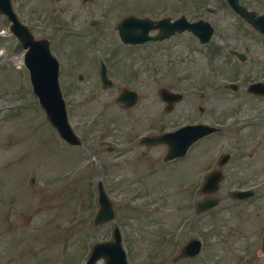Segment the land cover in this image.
I'll return each instance as SVG.
<instances>
[{"label": "rangeland", "instance_id": "374dc122", "mask_svg": "<svg viewBox=\"0 0 264 264\" xmlns=\"http://www.w3.org/2000/svg\"><path fill=\"white\" fill-rule=\"evenodd\" d=\"M24 1L30 5L44 3L47 7L49 3L55 2L58 5L67 4L65 0ZM250 1V5L254 4L252 0ZM99 3H101L102 11L105 10L106 4H111L109 0H100ZM118 3L121 7L133 12L149 6L147 0H129L123 3L119 1ZM174 4L175 2L170 3L169 7ZM208 7L215 8L216 12L209 11ZM224 7L223 0H177V15L183 12L191 18L203 16L211 20L218 32L212 44L214 47L225 46L226 43L231 46H240L241 38L243 40L248 39L252 45L253 53L263 62L264 45L243 32L235 17ZM166 12L170 13L172 10L166 8ZM120 16L117 17L116 13L112 12L107 20L102 22L110 28L102 27V30L106 29V32L110 33ZM0 38L2 39H0V47L5 42H7V46L11 45L10 38L4 36ZM170 41L172 42L167 43L164 49L156 51L153 55H148L147 51H143L145 47L138 50L134 49L133 55L121 48L116 57H111L110 63L114 66L115 72L120 71L117 77L121 79L127 73L128 65L133 63L138 65L143 58L145 59L139 67L148 69V71H141L142 74L134 79L132 85L139 90L141 95H144V101L151 99L152 95L154 96V87L159 84H167L171 88L184 92V100L177 103V107L175 106L172 113L164 114V118L169 120L171 125L176 123L179 125V123L187 120L209 121L211 114H187L185 117L183 116L190 113L192 103H194L195 110L200 104L206 108L208 98L221 92L217 87L214 89L212 87V83L216 82L218 77L226 75L232 78L238 74H245L248 72L249 66H238L225 52H219L218 55L215 54L216 60L214 61V63H218L215 71L218 73V77H214V75L211 76V73L214 74L215 72L208 70L209 59H214L211 44L201 45L193 39L190 33H181L177 35V40L172 39ZM68 42L71 46L73 41L69 39ZM101 45L110 58V54L116 49L113 42ZM85 46L89 49L92 48L89 52L93 53L92 43H85ZM126 52L129 55L124 54ZM8 66L9 68L3 74L0 73V195L2 192L13 190L16 182V173H13L14 167L27 162L29 159L31 163L34 161L36 164L33 166V171L27 174V179L30 175L36 178V183L33 186L35 187L34 192L42 191L51 196L57 207L48 210L44 201H41L39 207H34L28 205L25 200L19 210L20 205L17 203L15 206L17 207L15 214L17 215L12 216V218L19 225L11 228L0 225V264H10L12 256L8 255L7 249L9 239L26 238L21 243L24 251L21 257L22 264H43L44 257H51L46 264H76L80 257L87 252L90 240L94 242L108 238L107 224L100 229L93 224L91 216L93 208L91 196L94 193V183L91 180L94 181L100 177L105 178L111 194L117 200L114 203L117 220L122 224L123 229H126L128 235L126 247L130 264H264V255H261L259 250V233L264 230V180L258 182L257 187L260 189V195L253 203L247 204L249 205L248 208L241 204L235 206L233 201V204L225 207L231 201L226 198L220 207L217 206L215 209L195 217L194 200L192 199L193 195H191L194 186L199 185L201 181V179L196 178L197 175L202 174L204 167L210 164L213 157L219 151L221 152L226 144L232 145L230 147L236 145L242 147L239 152L234 153L230 165L236 164L237 160H242L243 155L252 153L253 156L246 157V159H250V164L257 161L256 164L261 166L259 172L264 175V141L261 144L256 139L258 133L264 132L263 120L259 125L245 129L244 133L227 128L221 135H219L220 133L216 134V138L210 137L208 138L209 141L203 140L197 143L193 146L190 156L177 160L176 165L161 168L159 163L151 162L145 167L142 165L137 167L129 162V164L125 163L122 158L110 162L108 157L110 154L106 152V145L104 144H113L112 138L120 142L127 141L134 134L128 127L129 121L132 122V120L127 119L126 113L129 112L115 103V98H113L117 92L115 87L101 89L95 86V75L91 70H87L92 65L86 63L85 67H79L81 70L85 69L88 75L86 80L80 83L76 80V70L67 66L65 75L68 87L65 95L70 106V121L77 132L83 135L85 132L88 135L87 138L93 141L98 153L106 159L105 168L95 167L92 169L89 167L83 173V170L78 173L80 175L79 184L84 191H87V194H90V197L85 202L82 200L77 207L75 206L76 197L73 196L74 191L79 190L77 179L71 182L68 187H59V182L61 177L82 159L75 158L72 155L76 154L75 148L65 144L60 136L54 132V137H52L47 128L39 129L35 135H30L24 122L28 116L14 118L12 115L14 110L6 109L7 106L20 102L21 107L16 108L19 111L15 110L18 114L29 116L31 114H45L37 98L30 91L29 84L28 93H25L23 88L16 84L20 78L19 73L15 71L17 69L16 63L11 62V65ZM12 69L15 71V79L11 73ZM72 70L75 77L70 80L68 71ZM23 74H25L24 71H22L21 79H23ZM241 78L244 80L243 77ZM207 85L210 86L207 88ZM94 87L98 90V97L91 98L87 94ZM215 90L218 91L214 92ZM213 102L212 104L217 111L225 110V114L217 115L218 118L220 120L226 119L231 113V107L234 103L231 96L225 95V97L214 99ZM100 107L105 110L104 113L98 110ZM257 108L264 110V101L261 103L256 101V104L249 103L248 107L245 105L243 113H251ZM140 109L141 107L137 110ZM254 129L258 132L257 134L251 133ZM9 136L11 137L9 138ZM103 137L105 140L102 141ZM30 139L31 143L27 144ZM31 147L32 153H30ZM19 154L20 156L17 157ZM26 154H29L28 158L25 157ZM154 154V150L148 152L151 158L155 157ZM130 156L132 157V155ZM134 159L136 157L128 160L133 162ZM27 171V167L22 168L23 186H25L24 179ZM75 173L77 174V170ZM141 175H146L144 180L147 189L142 188L140 191H134L138 185H144L143 182L135 183L138 180L136 176ZM243 175H245L242 176L244 179L224 181L217 194L221 195L222 198L228 197V188L236 184L247 185L260 177L255 176L248 179L249 176L247 175L249 174L243 173ZM122 177L123 180L120 181ZM27 192L29 193L28 190ZM134 192L136 193L132 197L133 204L125 205L126 198ZM142 200L144 204L138 205L139 201ZM242 207L244 208L241 209ZM74 208L77 209V213H74ZM56 212L63 216L57 219L62 225L58 228L54 227V229L49 227L39 230L37 226L52 214L55 215ZM79 216L83 219L79 220ZM26 218L29 219L26 220ZM184 218H188L189 221L185 231L186 235L177 240V237L174 236L175 230L178 223ZM72 219L73 221H71ZM64 225H71V228H66ZM221 225L226 229V240H222L224 236L218 230V228L222 229ZM35 228L36 233L34 234ZM169 231L171 232L164 241V234ZM199 232L207 235V251L213 262L206 253L196 258L175 262L177 245ZM67 243L70 244L69 251L68 247L63 249ZM99 264H104V262L101 261Z\"/></svg>", "mask_w": 264, "mask_h": 264}, {"label": "water", "instance_id": "95a60500", "mask_svg": "<svg viewBox=\"0 0 264 264\" xmlns=\"http://www.w3.org/2000/svg\"><path fill=\"white\" fill-rule=\"evenodd\" d=\"M58 114H62V113H58ZM56 121H57V124L59 125L60 129H64L65 128V118L61 115H58L56 116ZM206 206L205 204L203 203L202 204V209H204Z\"/></svg>", "mask_w": 264, "mask_h": 264}, {"label": "flooded vegetation", "instance_id": "af4514ba", "mask_svg": "<svg viewBox=\"0 0 264 264\" xmlns=\"http://www.w3.org/2000/svg\"><path fill=\"white\" fill-rule=\"evenodd\" d=\"M116 9H118V6L116 7ZM117 39H118L119 44H120V45H123V42H121V40H120V38H119L118 35H117ZM244 169H245V168H240V169H238V171H239V172H243ZM236 175H237V174H234V173H230V172H228V176H229V177L236 176Z\"/></svg>", "mask_w": 264, "mask_h": 264}]
</instances>
